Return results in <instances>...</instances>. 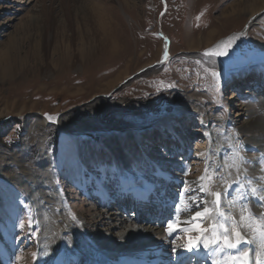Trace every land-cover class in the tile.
I'll return each instance as SVG.
<instances>
[{"label": "rangeland", "instance_id": "374dc122", "mask_svg": "<svg viewBox=\"0 0 264 264\" xmlns=\"http://www.w3.org/2000/svg\"><path fill=\"white\" fill-rule=\"evenodd\" d=\"M64 1L54 0V22L47 24L41 5L48 8L50 0H0V254L9 257L4 264H36L43 248L39 210L49 212L51 200L45 196L38 202L29 189L34 183L51 191L60 211L96 233L105 226L91 219L105 210L95 195L109 189L122 193V166L146 185L152 182L153 190L160 172L183 191L199 185L196 179L206 168L201 155L213 144L212 130L222 127L233 145L252 139L241 127L248 119L247 106L261 95L230 87L236 77L256 70L264 80V9L253 22L244 12L224 21L223 12L240 0H73L77 9L106 7L107 22L115 25L121 40L117 56L84 64L79 58L83 27L57 36ZM212 30L214 39L205 44ZM233 35L227 55H204L218 40ZM165 40L168 53L163 57ZM64 53L74 68H58ZM212 69L220 74L218 82ZM178 109L189 116L180 113L172 126L170 117ZM198 111L205 126L197 122ZM39 115H56L61 129L40 124ZM164 128L193 143L188 161L161 149ZM107 136L116 138L124 165ZM256 147L249 145L250 150ZM255 161L263 163L262 158ZM105 212L108 217L119 214L116 209ZM60 236L54 264H72L68 231ZM173 245L179 251V244Z\"/></svg>", "mask_w": 264, "mask_h": 264}, {"label": "bare ground", "instance_id": "6f19581e", "mask_svg": "<svg viewBox=\"0 0 264 264\" xmlns=\"http://www.w3.org/2000/svg\"><path fill=\"white\" fill-rule=\"evenodd\" d=\"M245 1L247 0H240L229 7V10H225L223 12L224 21L232 20L234 17H236V19L237 17L241 18L243 15L247 14L250 17L249 21L253 22V20L259 16L260 11L264 9V0H248L246 4H243ZM25 2L30 3L28 0H25ZM74 2L73 0H65L61 4L60 9L63 19H61L60 24H58L59 34H57V36H61V34L64 36L66 32H69L74 27H83L86 36H84L85 38L82 40L84 44L82 45L83 51L79 53L81 56L79 58L82 60V63L86 62L91 64V62L97 58L114 55L119 49L118 44L121 40L119 39L115 25L112 23L113 26H111L110 22H107L110 18L108 17L109 11L105 9L106 7L104 8L103 6V8L94 9L92 6L88 8L85 5H81V7L77 9L73 5ZM120 3H124V0H120ZM53 5H55L54 0H50L48 8H46L47 6L41 5V12L45 13L47 24L54 22L51 17L52 13L50 12L56 9ZM243 5H246V9L242 10L240 6L244 7ZM242 12H244V14ZM68 22H71L72 26ZM245 31L237 35L240 36L245 34ZM214 32L215 30H212L207 34L205 44H209L213 41ZM235 38L236 36L233 35L220 39L211 46L210 50L215 49L218 45H223L228 41L234 40ZM167 47L168 43L167 40H165L161 50L163 57H165V53H168ZM115 55L117 56V54ZM69 59V55L65 53L62 54L58 61V63H60L58 68H60V70L66 69L65 67L67 64L69 65V63H67ZM75 66L76 64L70 63L68 67L74 68ZM118 80L119 78L117 81ZM247 107L246 113L248 119L241 129L251 134L252 139L250 141L236 142V144L233 145L232 138L224 134L222 127L219 130H212L211 142H213V144L211 143V146L207 149L206 153L201 155V158L205 160L206 168L209 169L208 175H212V171L217 170L216 179L213 181L207 179L201 181L200 179H196L197 185L199 183L205 185L211 184L216 191H224V189H227V194L224 195L222 199L221 207L224 212L234 217L237 221H239V217L242 214L240 196H244V202L251 201L252 211L254 213L257 215L264 214V207H261L256 200L251 199L250 192V189L255 187L258 189L257 196L264 194V99L260 100L255 98L254 105H249ZM185 111L186 110L181 109L175 111L170 117V122L173 124L172 126H174V123L182 116L180 113L183 112V115H188ZM200 114L201 113L198 111V122L201 121L206 123L205 119ZM39 122L46 126L51 125L61 129L56 115H39ZM161 132L162 135H166L165 137L167 138L168 134L165 133V128L161 129ZM107 141L110 144L109 146L112 152L117 155L119 164L124 165L121 154L117 149L116 138L107 136ZM250 144H255L257 147L250 150ZM257 158H262L263 163L255 161ZM250 164H252L251 167ZM251 168L252 171H250ZM132 172L133 170H129L124 166L120 169L121 176H123L121 190L122 193H124L122 196L124 199L121 201L125 202L127 200L128 202L131 200L130 198L138 199L137 202L148 200L151 198V196H149V190L143 182L135 178ZM204 176L205 171L201 174V177ZM36 184H30L31 187L29 189L34 192L37 201H41L45 196H47V199L49 198L51 200L47 202L49 208H47L46 211L49 209V212L46 213L44 210L42 212L39 210L44 219V223L41 224L43 234H41L40 240V242L43 243V248L39 250V258L36 264H54L55 256H53V254L54 251L57 250V244L60 245L61 243L62 239L60 234L63 231H68L66 241L69 249L72 251V255H74L72 264H168L175 259H179V261L182 262L186 255L189 254L194 256L198 254L197 259L201 264H212L213 260H217L219 264H223V259L229 256L227 250H225L222 255L220 252L205 250L203 247L193 248L191 251L186 250L184 247H178L179 251H177L174 247L173 243L184 245L187 243V237L189 235L194 237L198 234L195 231L185 232L183 230L186 228L190 229L194 224L200 223L199 219L197 221L191 220V216L194 215L195 209L192 211L185 210L182 214H179V217H176L178 214L175 210L171 213L170 219L174 222L179 221L177 230L171 234L173 238L168 234L166 228H161L157 224L152 226L149 219L138 223L133 219H126L122 211L119 212V214H110L109 217L106 216L107 214L105 211L102 214L95 215L98 218L91 219V222L97 221L99 224L105 226L103 231H96L95 233V228L86 230L84 228L85 226L83 227L78 222H75L70 215L67 216L62 210L60 211V205L58 201L54 199L55 197L51 191L48 188L42 187V185L37 186ZM229 184H231V187H228ZM194 185L196 186V184ZM241 185L244 187L241 188ZM194 194L196 196L202 195V193H196V191ZM100 197L102 200L104 199V202L109 201L104 193L100 195ZM167 200L174 203L175 208L177 204H179L181 208H188L189 202L181 194L180 196H171L167 198ZM167 200L164 204L169 208L170 204ZM254 201L255 203H253ZM202 207L203 205H201L200 210H202ZM101 215H104L105 218L104 216L101 217ZM243 215L247 216L248 212H243ZM103 218L107 221L106 223L101 222L104 220ZM207 223H211V221ZM204 226H206V224H201V227ZM242 234L246 238H251V232L247 229H245ZM173 239H175V241H173ZM242 247L250 252V259L244 262L246 264H257L255 250L258 248V245L255 243H245ZM239 250L240 249H236L234 251ZM177 255H181L182 257H176ZM4 258L8 260V254H0V264L5 263ZM230 263L231 261H229V264Z\"/></svg>", "mask_w": 264, "mask_h": 264}, {"label": "snow or ice", "instance_id": "6c2138e0", "mask_svg": "<svg viewBox=\"0 0 264 264\" xmlns=\"http://www.w3.org/2000/svg\"><path fill=\"white\" fill-rule=\"evenodd\" d=\"M234 40L228 41L223 45H218L213 50H208L204 53L205 56H224L227 55L228 49L232 47ZM167 56V53H165ZM207 71V70H206ZM214 80L219 81L220 74L214 69L210 70ZM50 118V117H49ZM216 171H212V175H208L209 169H205V176L199 178L201 181L207 179L213 181L216 179ZM187 175V173H185ZM222 179V177H221ZM187 185V181L184 182ZM231 187V184L228 185ZM244 187L243 185L240 186ZM195 191L202 193L201 196H196ZM251 199L256 200L261 207H264V194L257 196L258 189L253 187L250 189ZM189 193L193 195L189 196ZM227 194V189L224 191H216L211 184L205 185L199 183L197 188L187 186L181 193L186 197L189 204L188 208L184 209L176 205V213L182 214L185 210L194 211V215L191 216L192 221L199 219L200 223H196L192 228L183 229L185 232L195 231L198 234L196 236L189 235L187 237V243L184 245H178L177 247H184L186 250L191 251L193 248L203 247L205 250H212L220 252L222 255L225 250L229 252V256L223 259V264H232L250 259V252L242 247L243 244H257L258 248L255 250L257 256V264H264V214L257 215L252 211L251 201L244 202V196H240L241 202V215L239 221L230 216L222 210L221 204L224 195ZM201 205H203L202 210ZM247 211L248 215H243V212ZM211 221V223H207ZM179 221L173 222L171 219L167 224L166 231L169 235L177 230ZM201 224L206 226L201 227ZM245 229L251 232V238H246L242 233ZM240 249L239 251H234ZM175 250V249H174ZM212 264H219L217 260H213Z\"/></svg>", "mask_w": 264, "mask_h": 264}]
</instances>
